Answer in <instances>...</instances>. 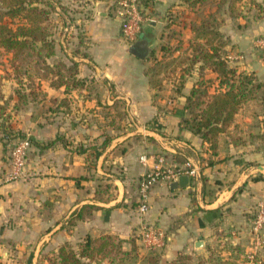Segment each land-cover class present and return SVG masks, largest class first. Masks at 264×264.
I'll list each match as a JSON object with an SVG mask.
<instances>
[{
	"label": "crops",
	"instance_id": "obj_1",
	"mask_svg": "<svg viewBox=\"0 0 264 264\" xmlns=\"http://www.w3.org/2000/svg\"><path fill=\"white\" fill-rule=\"evenodd\" d=\"M88 7L73 37L74 48L56 41V53L48 60L51 65L57 59L67 65L78 62L81 86L66 91L65 83L53 84L56 74L40 72L34 77L40 92L35 99L20 103L17 82L10 94H0V103L8 104L11 127L18 131L11 132L13 138L26 136L31 142L25 177L8 180L13 139L5 143L0 132V264H51L62 245L78 250L87 237L107 234L121 240L124 253L100 264H150V257H155L154 264H167L183 254L193 264H264V225L259 238L252 229L258 205L264 204V120L259 127L254 123L264 112L244 104L212 147L185 128L182 119L196 81L215 79L216 73L201 70L198 63L181 82L184 66H173L163 68L156 85L147 71L167 58L156 45L162 41L158 32L173 22L172 12L195 15L199 7L182 0H153L146 7L153 17L139 37L151 46L145 54L130 50L117 14L101 1ZM194 21L179 22L188 45L182 51L178 47L173 57L191 55ZM237 63L239 71L264 82L260 60ZM160 157L165 167L191 161L199 173L185 187H171L173 181L166 180L156 183L149 212L141 216L139 179ZM86 205L94 207L87 209L91 215L75 218ZM144 222L162 229L167 238L163 247L142 244Z\"/></svg>",
	"mask_w": 264,
	"mask_h": 264
},
{
	"label": "trees",
	"instance_id": "obj_2",
	"mask_svg": "<svg viewBox=\"0 0 264 264\" xmlns=\"http://www.w3.org/2000/svg\"><path fill=\"white\" fill-rule=\"evenodd\" d=\"M192 8L199 7L207 0H182ZM243 0H216L215 10L191 23L193 37L189 41L191 55H186L189 66H184V73L181 75V82L191 68L199 63L201 70L212 69L216 73V78H200L192 88L186 98L185 109L187 115L183 117V126L196 134H199L204 141L216 146L218 135L225 131L233 122L235 114L244 101L252 98V90L262 89L264 100V82L257 80L253 73L239 71L238 67L229 63V55L226 53L227 43L223 40L224 32L220 30L221 23L218 13L227 11L234 20L240 16L247 17L244 28L251 22L262 19L264 12V2L248 0L253 8L258 12L252 18L248 14H242L240 8ZM264 1V0H263ZM0 48L13 53V78L17 80L18 86L15 92L20 103L25 104L29 97L35 99L40 92L34 88L35 75L40 73L47 75L49 72L56 74L53 80L54 85L66 84V91L69 87H78L83 84V80L77 78L78 62L71 64L63 62L49 64L48 59L56 53V40L52 38L50 24L48 22L50 2L47 0H0ZM248 10V12H250ZM242 14V15H241ZM171 19V16H170ZM18 20V21H16ZM238 25H241L238 22ZM79 43H83L82 34L78 35ZM165 50V49H164ZM181 57V56H180ZM28 58H32L36 63H45V67L39 68L35 73L30 74V70L24 66ZM177 58V57H176ZM22 64H16L15 61ZM158 61L147 71L150 73L153 84L158 85L160 78L158 75L164 69H168L169 63ZM60 64V65H59ZM179 66V65H178ZM62 70H65L63 73ZM167 71V70H165ZM254 77V78H253ZM62 104H67L63 99ZM11 114L8 111L7 102L0 103V132L1 139L6 143L13 139L9 127ZM20 136V135H18ZM93 206H83L78 211L75 218L81 219L91 215L92 211H87ZM75 218H71L73 222ZM121 240L115 236L107 234L100 238L87 237L75 250L68 243L62 245L55 260L51 264H92L109 257L123 254ZM150 264H154L155 257H150ZM167 264H193V258L188 254L180 255L176 260ZM201 264V262H199Z\"/></svg>",
	"mask_w": 264,
	"mask_h": 264
},
{
	"label": "rangeland",
	"instance_id": "obj_3",
	"mask_svg": "<svg viewBox=\"0 0 264 264\" xmlns=\"http://www.w3.org/2000/svg\"><path fill=\"white\" fill-rule=\"evenodd\" d=\"M48 1L51 5V7H49L50 14L48 22L50 24L52 38H54L56 41H59L60 43L63 42V44L70 47V49L74 48L73 37L78 32V24L81 28L83 18L86 17L90 12V8L88 7L89 3L101 1L109 11H112L113 14H116V0H47V2ZM257 1L264 2L263 0ZM137 2L146 17L147 23L153 16L146 11V7L153 4V0H137ZM215 7L216 0H207L206 2L199 5L198 11L195 15L185 12H181L179 15H177L176 12H172L171 20L173 22L170 21V23L166 25L165 30H161L160 32H158V36L159 34L162 35V41L158 43L156 47H163L165 49V53L167 54V58L163 60L165 62L164 64L169 63L168 67L171 68L178 65L189 66V62L186 56H184L183 54L181 57H173V53L176 52V49L178 47L181 48L182 51V48L187 44V41H184V39H182L186 35L184 33V29L182 28L183 25H181L180 23H188L191 17L199 20V18H202L215 10ZM240 8L243 9L242 14H248L250 18H252L253 14H256L258 12V10L256 8L254 9L248 0H243L241 2ZM250 9L251 11L248 12V10ZM1 12L2 11L0 8V16ZM217 15L219 17V20H224L223 23H221L220 30L225 34L223 40L227 43L226 53L227 55H230V58H228L229 63L235 67L241 65L237 63L240 61H244V63L246 64L251 62H255V64H257L260 60L261 63H264V49L257 44V40L264 37V12L262 19L251 22V24H249L247 28L243 27V24L245 23L247 17L240 16L238 19L234 20L230 17L227 11H221ZM238 22H240L241 25H238ZM65 28H67L66 31H64ZM222 28L224 31L222 30ZM154 34L156 36L157 33L155 32ZM178 39L181 40L178 42ZM63 44H61V46H63ZM60 62H63L65 64V61L62 59H57L54 64L58 65V63ZM15 63L19 65L22 64L21 61L17 60L15 61ZM48 63L51 64L50 61H48ZM44 65L45 63H36L34 60H32V58H28L24 63V66L27 67L28 70H30V74L35 73V71H38L39 68L45 67ZM8 69H10L11 71L13 70V53L0 48L1 95H8V93L10 94V92L13 91V89L16 87L14 82L16 83L17 80L15 78L14 80L9 78L8 71L5 72ZM40 72L44 71L41 70ZM262 92V89L252 90V95L254 94L253 97L244 101L240 107H242L244 104H247V106H249V109L253 108L255 112H264V100L262 99ZM249 100L251 102L247 103ZM261 120H264V118H256V120L254 121L257 127L260 126L259 124L261 123ZM8 124L9 125L7 126L11 127V123ZM8 151L10 156L11 144L8 147ZM92 264H97V262H93Z\"/></svg>",
	"mask_w": 264,
	"mask_h": 264
},
{
	"label": "built area",
	"instance_id": "obj_4",
	"mask_svg": "<svg viewBox=\"0 0 264 264\" xmlns=\"http://www.w3.org/2000/svg\"><path fill=\"white\" fill-rule=\"evenodd\" d=\"M116 14L122 19V38L128 44L136 42L141 34L146 17L139 7L137 0H116ZM257 44L264 49V37L257 40ZM264 55V52H263ZM31 146L30 139L26 136L14 137L11 143L10 170L8 180H19L25 177L26 161ZM145 156L141 157V160ZM163 158L151 170L144 173L139 179V207L141 216L149 212V195L152 187L159 181L168 182L177 180L180 175L187 174L191 178L198 176L199 167L191 161L185 162L182 167H165L162 165ZM264 225V204H259L253 221V232L257 238ZM139 238L142 244L148 248H160L166 243V236L162 229L154 223L144 222L141 227ZM254 259V255L249 256Z\"/></svg>",
	"mask_w": 264,
	"mask_h": 264
},
{
	"label": "water",
	"instance_id": "obj_5",
	"mask_svg": "<svg viewBox=\"0 0 264 264\" xmlns=\"http://www.w3.org/2000/svg\"><path fill=\"white\" fill-rule=\"evenodd\" d=\"M151 49V46L149 44V41L147 38H140L136 42H134L132 45H130V50L132 52H137L141 54L147 53ZM190 177L187 174L180 175L177 180H174L171 183V187L177 188V187H185L189 184Z\"/></svg>",
	"mask_w": 264,
	"mask_h": 264
}]
</instances>
